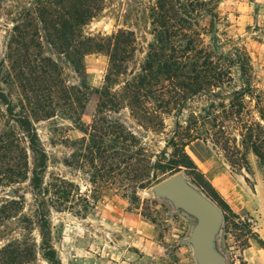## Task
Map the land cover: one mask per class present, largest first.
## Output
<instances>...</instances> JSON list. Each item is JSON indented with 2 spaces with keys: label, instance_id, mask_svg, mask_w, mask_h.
Wrapping results in <instances>:
<instances>
[{
  "label": "trees",
  "instance_id": "1",
  "mask_svg": "<svg viewBox=\"0 0 264 264\" xmlns=\"http://www.w3.org/2000/svg\"><path fill=\"white\" fill-rule=\"evenodd\" d=\"M3 1L0 0V9ZM104 1L19 0L13 6L16 11L7 12L12 26L5 61H0V83L11 82L18 92L13 102L0 86V104L5 105L7 118L15 122L25 139L31 168L27 162H17L18 155L12 156L24 150L19 143L21 137L5 131L0 135V181L19 183L29 172L31 203L24 210L25 198L17 193V199L4 198L0 202V264H34L37 254L47 264H61L51 243V211L71 208L79 199L73 182L58 175L45 180L48 156L34 126L35 120L53 118L59 111L78 125L89 95L96 94V113L89 128L94 151L91 162L113 150L112 159L117 165L121 159L117 157L116 143L120 142L121 162L131 174L139 175L138 170L143 171L138 187L144 188L156 180L158 173L170 171L171 175L181 168L196 167L185 147L201 139L199 130L206 125L215 129L224 122L220 110L239 121L237 114L244 108L245 97L255 98V108L260 109L261 98L251 86V64L246 49L232 46L230 52L220 51L221 41L217 36L207 45L202 33L194 29L200 14H211L207 1L127 0L130 8L137 6V11L146 16L152 37L138 64L135 62L137 37L133 30L118 28L110 34L85 32L87 24L103 10ZM90 54L107 58L100 88H91L85 78L84 58ZM59 58L78 75L76 87L61 82L63 69ZM235 68L240 74L239 86H234ZM203 97L207 103L199 112L193 110L189 114L184 121V136H180L179 117L189 102ZM121 108H127L137 124L152 133H162L164 119L174 116L175 130L166 139L164 148L152 153L131 130L111 120L110 113ZM259 120L264 121L261 111ZM254 125L262 132L260 121ZM210 129L205 133L211 135ZM252 129L253 126H248V143L264 162V152L261 153L264 134H253ZM106 138L112 142L110 146L105 144ZM168 147L172 152H167ZM136 163L141 167H136ZM195 182L215 200L211 186L207 191L202 182ZM83 201L87 208L88 200Z\"/></svg>",
  "mask_w": 264,
  "mask_h": 264
},
{
  "label": "rangeland",
  "instance_id": "2",
  "mask_svg": "<svg viewBox=\"0 0 264 264\" xmlns=\"http://www.w3.org/2000/svg\"><path fill=\"white\" fill-rule=\"evenodd\" d=\"M18 1L2 2L0 61H5L6 42L12 26L7 12H15L16 8L13 6ZM205 1L211 14H200L194 29L202 33L207 45L217 36L221 41L220 51L230 52L232 46H243L246 49L251 64V86L261 98L260 109L255 108V98L245 97L244 108L237 114L239 121L228 113L229 108H226L228 114L220 110L219 114L224 122L215 129L206 125L199 130L201 139L193 140L185 147L196 167L186 170L181 168L180 171L202 192L195 181L202 182L209 191V178L213 175L224 173L227 176L225 178L235 180V196H214L213 201L224 211L217 246L229 264H254L261 262L259 258L264 256V162L257 157L255 149L248 143L247 135L248 126H253V134H264V121L259 120L260 111L264 114V0ZM137 9V6L130 8L127 0H105L103 10L87 24L85 32L110 34L118 28L133 30L137 37L135 62L138 64L142 61L147 43L152 37L146 16ZM58 63L63 69L61 82L76 87L79 78L74 69L61 58ZM84 66L87 84L91 88H100L107 70L106 56L87 55ZM232 76L234 86H239L241 79L237 68L233 69ZM0 86L15 102L17 88L11 82H2ZM206 103L204 97L194 98L188 103L179 117L180 136H184V121L189 114L193 110L199 112ZM96 106L97 96L92 93L78 125L59 111L53 118L34 122L48 156L45 180L51 175L61 176L73 182L79 193V199L73 207L51 211V243L60 263L195 264L190 244L185 240L195 224V219L181 210H174L169 201L154 196L151 191V187L169 176L170 171L158 173L151 184L144 188L138 187L139 176L144 173L141 170H138L139 175L128 172L125 163L121 162L123 150L120 142L116 143L119 154L117 157L121 159L117 165H114L115 161L112 159L113 150L100 154L98 159L91 162L94 151L89 128L93 124ZM5 108V105L0 104V135L10 130L17 138L21 137L20 147L25 151L12 153V156L15 158L18 155L20 159L16 161L21 164L27 162L30 169L31 154L26 148L25 139L19 133L15 122L7 118ZM110 119L119 121L139 137L148 150L156 153L164 148L166 139L172 136L176 118L167 116L164 119L165 128L162 133H152L142 128L131 117L127 108L110 113ZM258 121L262 132L254 128V123ZM210 122L214 123L211 118ZM206 129H210L208 132L211 135L205 133ZM104 142L107 146L112 144L108 138ZM172 150L171 147L167 148V152ZM263 152L262 150L261 153ZM136 165L141 167V164ZM115 166L116 169L113 168ZM29 177L28 172L19 183L0 181V202L4 198L17 199V193L24 196V210H27L31 203ZM83 199L89 202L87 208ZM243 204H247V209L236 213V207ZM241 217L245 220L252 217L256 224L242 221ZM258 229L262 230L257 231ZM34 236L38 239L36 232ZM34 264L47 262L37 254Z\"/></svg>",
  "mask_w": 264,
  "mask_h": 264
},
{
  "label": "water",
  "instance_id": "3",
  "mask_svg": "<svg viewBox=\"0 0 264 264\" xmlns=\"http://www.w3.org/2000/svg\"><path fill=\"white\" fill-rule=\"evenodd\" d=\"M151 191L154 196L169 201L174 210H181L195 219L185 239L190 244L195 264H229L217 246L223 222L219 205L189 182L181 171L156 182Z\"/></svg>",
  "mask_w": 264,
  "mask_h": 264
},
{
  "label": "crops",
  "instance_id": "4",
  "mask_svg": "<svg viewBox=\"0 0 264 264\" xmlns=\"http://www.w3.org/2000/svg\"><path fill=\"white\" fill-rule=\"evenodd\" d=\"M230 176V175H229ZM227 176H224V173L221 175L218 174L216 176H212L209 178V184L214 190V192L219 195L220 197H230V196H235L237 192H235L236 186L233 180V178L230 180L229 178H225ZM226 179V180H225ZM225 180V181H224ZM245 193L248 195L247 190H244ZM250 198V196H249ZM247 207V204L243 205H238L236 207V210H234L236 213H241L242 211H245L244 209ZM262 229H258L257 231H261ZM261 237H263L261 235ZM261 262H254V264H262L264 262V256L259 258Z\"/></svg>",
  "mask_w": 264,
  "mask_h": 264
},
{
  "label": "built area",
  "instance_id": "5",
  "mask_svg": "<svg viewBox=\"0 0 264 264\" xmlns=\"http://www.w3.org/2000/svg\"><path fill=\"white\" fill-rule=\"evenodd\" d=\"M241 219H242V221H248V222H251V223H253V224H256V223H255V219L252 218V217H251V218L248 217V218H246V220H245L243 217H241Z\"/></svg>",
  "mask_w": 264,
  "mask_h": 264
}]
</instances>
